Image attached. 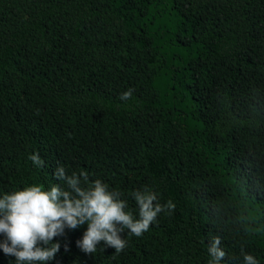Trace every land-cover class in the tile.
I'll use <instances>...</instances> for the list:
<instances>
[{"label":"trees","instance_id":"obj_1","mask_svg":"<svg viewBox=\"0 0 264 264\" xmlns=\"http://www.w3.org/2000/svg\"><path fill=\"white\" fill-rule=\"evenodd\" d=\"M59 166L134 218L145 188L175 209L120 253L66 229L37 264H209L216 236L264 264V0H0V198Z\"/></svg>","mask_w":264,"mask_h":264},{"label":"clouds","instance_id":"obj_2","mask_svg":"<svg viewBox=\"0 0 264 264\" xmlns=\"http://www.w3.org/2000/svg\"><path fill=\"white\" fill-rule=\"evenodd\" d=\"M133 89L121 95L122 100L132 96ZM36 167L44 161L39 154L30 155ZM55 178L63 184L44 190L31 185L23 190L13 191L0 198V234L6 239L0 242V249L6 255L15 256V264H37L52 261L61 245L54 238L63 236L66 229L75 230L87 224L77 247L86 254H93L98 245L122 252L127 241L122 234L127 230L137 237L149 229L158 214L174 210L169 200L166 205L158 202L157 194L147 188L132 193L139 209V218L126 211L127 201L122 193L110 190L100 179L89 183L87 172L67 174L59 166ZM221 238L216 236L208 248L209 264H221L226 252L220 247ZM245 264H258L252 255H244Z\"/></svg>","mask_w":264,"mask_h":264}]
</instances>
